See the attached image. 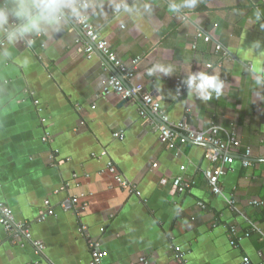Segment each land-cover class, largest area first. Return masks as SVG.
I'll return each instance as SVG.
<instances>
[{"label":"crops","instance_id":"0c3cea01","mask_svg":"<svg viewBox=\"0 0 264 264\" xmlns=\"http://www.w3.org/2000/svg\"><path fill=\"white\" fill-rule=\"evenodd\" d=\"M86 2L102 6L88 22L127 68L138 62L133 83L160 100L170 121L186 120L196 131L235 129L240 156L220 180L223 197L213 195L203 176L208 146L170 150L140 116L139 100L104 94L102 82L121 76L112 66L104 70L100 54L84 55L87 40L75 24L12 46L0 37V203L44 245L39 255L29 244L13 245L0 227V264H88V239L106 253L103 264H182L175 247L186 253L187 264H240L244 256L264 264V241L256 232L237 248L229 243L231 226L238 235L249 224L264 233V88L255 84L264 74V0H198L195 9L179 14L168 11L177 0H127L139 7L138 18L112 14L111 0ZM185 14L196 22L186 23ZM29 39L35 41L31 47ZM5 48L12 52L8 58L2 57ZM156 64L170 73L148 76ZM206 65H212L207 74L223 81L221 94L177 98L174 81L185 82ZM44 133L51 142H42ZM117 133L122 141L113 137ZM246 150L250 165L244 167ZM116 176L136 184L141 196L128 194ZM176 178L192 188L172 193ZM225 197L234 200L235 210ZM72 198L75 207L87 205L79 216ZM46 199L56 215L37 223ZM60 203L70 209L63 211Z\"/></svg>","mask_w":264,"mask_h":264},{"label":"built area","instance_id":"2783aa9c","mask_svg":"<svg viewBox=\"0 0 264 264\" xmlns=\"http://www.w3.org/2000/svg\"><path fill=\"white\" fill-rule=\"evenodd\" d=\"M81 34L86 38L87 45L82 49V52L87 58H91L96 54H100L104 58L102 67L107 70V65L112 66L115 72L121 76L122 81L117 77L116 74L110 75L108 79L102 82L103 93L110 94L111 92L117 94V96L125 102L139 100L144 109L140 110V116L142 119L149 123L153 130L158 133V139L161 144L172 150L176 147L184 146L186 144L205 145L208 149L205 153V158L210 164L203 171V176L210 188L213 195L223 197L220 180L226 175L230 166L233 164V160L236 156H240V139L235 129H225L219 126H212L204 131H196L191 128L186 120L178 123L170 121L167 111L160 105V100L153 97L151 94L144 91L143 87L139 84L133 83L134 72L138 64L137 61L133 62L132 68H127L111 51L106 41L102 40L97 30L89 22L86 24H75ZM198 39H203L204 42H209V37H203L202 34H197ZM4 43L0 44V49L3 48ZM194 49V47H193ZM219 48H217L218 50ZM212 69V65H206L203 71L207 73ZM175 95L177 98H181L184 94L190 92L186 81L183 82L180 78L174 81ZM37 104V102L35 103ZM114 138L122 141L124 139L122 134H114ZM42 142H51L49 133H44ZM54 153H57L54 151ZM53 153L55 157L56 154ZM104 156V155H103ZM243 156V166H249L248 158L250 157V151L246 150ZM156 165L153 166L155 168ZM107 170L114 173V168L111 162L107 163ZM183 171L184 168L182 167ZM116 181L119 186L130 195L137 197L141 196L136 184L123 180L120 176H116ZM165 184L163 180L161 182ZM192 188L190 181H182L181 179H174L172 182V193H186ZM64 190V187L61 191ZM225 200L231 210H235L234 200L231 197H225ZM76 198L71 199V204H77ZM73 206L72 212L74 215L79 216L80 212L87 207L86 203L81 206ZM250 205L260 206L262 202L251 201ZM200 209H205V205L198 203ZM60 209L68 211V207L65 203H60ZM56 212L54 206H52L48 199L44 200L43 207L39 211L36 218L37 223L44 222L48 217H54ZM214 224L213 226H215ZM250 225V230L243 235H238L235 226L229 227L231 235L230 246L237 248L238 244L245 238H249L252 232H256L260 239L264 241V233L258 230L253 224ZM0 227L8 235L11 244L25 247L29 244L36 254H41L44 250V245L40 241L32 239L29 227L27 224L17 223L14 220L12 211L8 206L0 203ZM80 232L85 231V227L79 229ZM88 250L90 254V260L88 264H103V259L106 253L101 251L96 241L92 239L87 240ZM174 257L178 263L187 264L186 253L180 248H174ZM141 261H144L143 259ZM240 264H252L250 259L246 256L242 257Z\"/></svg>","mask_w":264,"mask_h":264},{"label":"clouds","instance_id":"9594fccd","mask_svg":"<svg viewBox=\"0 0 264 264\" xmlns=\"http://www.w3.org/2000/svg\"><path fill=\"white\" fill-rule=\"evenodd\" d=\"M198 0H177L170 3L168 11L179 14L181 9L192 10L197 7ZM144 9L150 11V5L145 4ZM102 6L86 2V0H4L0 5V37L6 40L9 46L24 40L27 36H54L61 32L64 27L72 24H86L89 18L97 15ZM111 13L117 17L127 15L129 17H140L141 13L137 5H130L127 0H111L108 5ZM259 18L260 13H256ZM186 23H195L194 18L184 17ZM34 40H27L29 47ZM258 47V45H257ZM12 52L5 48L3 58H8ZM156 71L168 75L169 67L159 64L153 65L146 70L148 76ZM188 90L202 100H208L215 94L219 96L224 87L223 81L217 75H209L204 72L190 74L186 80ZM255 84L264 88V74L257 75Z\"/></svg>","mask_w":264,"mask_h":264},{"label":"water","instance_id":"95a60500","mask_svg":"<svg viewBox=\"0 0 264 264\" xmlns=\"http://www.w3.org/2000/svg\"><path fill=\"white\" fill-rule=\"evenodd\" d=\"M104 59V58H103ZM110 66V65H109ZM111 67V66H110ZM125 102V101H124Z\"/></svg>","mask_w":264,"mask_h":264}]
</instances>
